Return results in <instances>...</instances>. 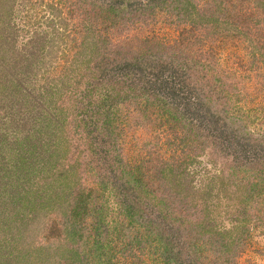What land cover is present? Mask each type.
Returning <instances> with one entry per match:
<instances>
[{
	"label": "trees",
	"instance_id": "1",
	"mask_svg": "<svg viewBox=\"0 0 264 264\" xmlns=\"http://www.w3.org/2000/svg\"><path fill=\"white\" fill-rule=\"evenodd\" d=\"M70 1L52 5L61 43L53 49L52 40L48 53L58 65L40 66L43 95L25 98L35 91L23 92L12 76L0 82V155L16 157L0 166V194L12 197L8 223L0 225L10 235L0 244V264H257L250 256L264 255V247L247 242L264 235V128L252 129L256 111L238 106L257 93L258 77L264 88V0ZM159 24L177 36L153 33ZM12 29L5 47L15 41ZM228 38L240 40L235 59L224 56ZM63 46L89 64L83 75L72 79V61L60 64ZM125 120L164 129L163 142L135 165L119 153ZM195 143L213 162L226 163L215 178L228 200L226 230L208 211L215 187L189 189ZM44 163L52 173L47 185L21 187V180L44 178ZM108 190L118 191L115 209ZM27 194L44 195L45 203L63 196V215L29 218L20 207ZM18 238L28 248H1ZM59 241L77 258L59 254Z\"/></svg>",
	"mask_w": 264,
	"mask_h": 264
},
{
	"label": "rangeland",
	"instance_id": "2",
	"mask_svg": "<svg viewBox=\"0 0 264 264\" xmlns=\"http://www.w3.org/2000/svg\"><path fill=\"white\" fill-rule=\"evenodd\" d=\"M70 0H0V43H1V51H0V82H2V78L4 81H7V76L11 78V81L15 80L21 81L24 83V90L23 92H28L30 88L31 90L35 91L33 95H31V92L28 93L25 98H34V96L41 97L43 95V87H39V84L41 86L43 83H40V80L43 78L44 75V69L45 67L41 66L42 63H46L47 66L55 67L58 65L57 60L53 61V58L50 57L48 54L52 49V40L54 41V48H59L61 41L57 39V32L61 29L56 24V10L52 8V5L55 7H62L68 6L70 4ZM55 25L54 24V22ZM160 24L155 28L153 33H158L160 35H163L162 37H165L168 40H173L177 36V31L173 27H167V28H161ZM12 29V33L14 34L15 41H11L12 43L5 47L4 45V37L5 34L8 35V29ZM142 30V27L139 28ZM138 29V30H139ZM137 31V30H136ZM3 35V37H2ZM229 42H227L226 50L224 52L225 58H233L235 59L238 54L232 53L233 50H240L241 46L240 40H237L234 42V44L231 42V39L228 38ZM45 45V48H43V44ZM13 44V45H12ZM238 46V47H237ZM65 48L64 53L60 54V64L63 63H70L72 61V68H74V72L71 74V78L73 79L76 76L83 75L85 71L84 66H88L89 64H80V56L77 58V50L71 49L70 47ZM9 48V49H8ZM11 48V49H10ZM44 51H42L43 49ZM62 48V47H61ZM236 48V49H235ZM42 51V52H41ZM5 52H7V56H5ZM42 53V54H41ZM26 54V57L24 58V55ZM28 57H31V61L26 63ZM87 55L84 57L86 61L88 62L90 59ZM3 57L8 60V62L4 65L1 61H3ZM17 57V58H16ZM46 57L45 59H43ZM4 58V59H5ZM52 60V61H51ZM196 61V58H194L192 67L195 69L194 62ZM40 62V64H38ZM51 62V65L48 63ZM75 62H78V64H75ZM247 62V60H246ZM222 63L225 64V61H222ZM33 64L34 67H33ZM32 66V68H31ZM83 67V68H82ZM82 68V69H81ZM202 67L199 66V72L201 71ZM30 70V71H29ZM19 72V73H18ZM34 74H33V73ZM3 77H2V75ZM19 74H23L20 79H17L16 76ZM255 76V74H253ZM240 76L242 74L240 73ZM35 78L32 82L29 81V79ZM213 78H211L212 80ZM9 80V79H8ZM84 82V80H82ZM87 81V80H86ZM256 80H249V82L252 84ZM9 82V81H8ZM37 82V83H36ZM39 82V83H38ZM18 83V82H17ZM8 85H11L9 82ZM12 87L14 85H11ZM22 86V85H21ZM251 87V85H247ZM261 80L259 77L257 78V93H252L250 96L245 97V100L240 103L238 108L245 109L247 111H256L257 114H255L256 122L253 124L252 129H263L264 128V91H262L264 88H261ZM45 92V91H44ZM50 98H47V102H49ZM45 100V99H44ZM32 106L30 104H27L25 107V113L31 111ZM127 124L125 126L121 127L122 130V137L119 140V148H120V156L121 158L125 159V161L128 164L135 165L140 159L143 158L144 155L147 154V151L152 146H158L160 142H163V135H164V129H156L155 127L151 126H137L134 123H132L131 120H125ZM262 125V126H261ZM23 129V128H22ZM9 133V132H8ZM7 133V134H8ZM25 133L22 131V136H24ZM7 138L12 137L11 134L6 135ZM161 139V140H160ZM194 148L197 149V154H199L195 161L188 167L186 174H187V182L189 185V189H191V194H201L202 190L199 188H202L203 190L209 189L212 186H214L215 194H207L209 198V204H208V211L212 212L213 217L212 220L215 222L217 226H219L220 229L226 230L231 225L230 223V214H226V206L228 203V200L226 199V194H224V186L223 182L221 181L218 183L220 174L222 173V170L225 168L226 163H224L222 160H218V162H213L212 157L208 155V151H199L201 148L199 144H194ZM0 166L4 165V160L2 158V155H0ZM13 155H10L6 157L7 159H15L16 157H12ZM5 158V159H6ZM217 160V159H214ZM30 161L33 163L32 158ZM46 162V161H45ZM43 163V162H42ZM40 163L39 165H42ZM216 163V164H215ZM6 164V162H5ZM8 166V164H7ZM9 167V166H8ZM12 167V166H11ZM50 166L44 163V172L43 177L41 176L37 180H30L28 184L26 185L24 181L21 180L20 184L21 187H27L29 185V188H32V190H37L38 187H45L47 185V182H45V179L48 175L52 178V173H50ZM14 173V169L12 170ZM27 181V180H25ZM25 185H24V184ZM89 186L94 187L95 189H100V185H96L92 182V180L89 181ZM221 187V188H220ZM31 190V189H30ZM118 192L116 190L114 191H107L106 195L109 200L110 206L115 209L117 204V199L115 197V193ZM218 193V194H216ZM119 194V193H118ZM160 194H162L160 192ZM42 196V197H41ZM44 195H37V194H27V198L23 199L20 202V207L22 211L27 212V215H30L29 218H38L39 213L43 212L42 215H49V214H55L60 212L61 214L64 213V206H62L63 201L65 202V198L59 197L61 199H58V197H55L56 194H52L51 197L53 199L48 202H46V199H43ZM39 197H41L39 199ZM11 194H0V225L7 224V214L10 210V207H12V201H11ZM43 199V200H42ZM45 202H42L44 201ZM19 201V200H18ZM46 204V205H45ZM225 205V207H224ZM46 207V208H45ZM44 208V209H42ZM44 210V211H43ZM111 211V210H110ZM40 213V214H41ZM46 213V214H45ZM63 215V214H62ZM7 222V223H6ZM71 228H68L67 233L72 236V238H78L77 236H73L70 233ZM5 236V237H4ZM7 233L3 230V226H0V244L4 240H9V236H7ZM73 238V239H74ZM74 239V240H76ZM84 239V238H83ZM60 243L57 244V246H54V249L57 250L59 254L64 252V254L67 253L66 247H64V244L62 241H59ZM82 240L81 246L83 247ZM26 241H20V239H12L11 242L8 244V246L3 245L1 248H5L7 251H19L22 248H28L29 243H26ZM250 246H252L251 249L254 250V248L257 249V247H264V235L260 236L255 233H253L250 240L247 242ZM259 243V245L257 244ZM25 244V245H24ZM85 244V243H84ZM25 246V247H24ZM77 248V246H74V248ZM18 248V249H16ZM79 248V247H78ZM78 248L76 251L78 252ZM51 249V247H50ZM249 249V250H251ZM44 252L47 253L45 250ZM255 252V251H254ZM77 253L74 255H70L74 258H77ZM49 257V255H47ZM250 257L254 258L257 262V264H264V255H260L258 257L257 255L253 254ZM246 258H243L244 260Z\"/></svg>",
	"mask_w": 264,
	"mask_h": 264
}]
</instances>
